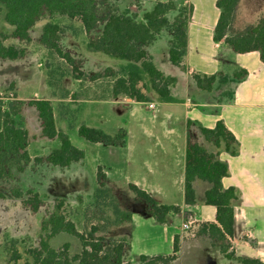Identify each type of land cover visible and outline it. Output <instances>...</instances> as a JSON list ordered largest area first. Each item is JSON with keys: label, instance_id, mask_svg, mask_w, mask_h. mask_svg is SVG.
Masks as SVG:
<instances>
[{"label": "crops", "instance_id": "0c3cea01", "mask_svg": "<svg viewBox=\"0 0 264 264\" xmlns=\"http://www.w3.org/2000/svg\"><path fill=\"white\" fill-rule=\"evenodd\" d=\"M180 1H188L193 7L181 64L175 65L169 59L172 32L168 28L161 30L146 46L154 65L168 80L173 97L172 101L158 102L162 118L141 121L134 110L143 102L125 93L115 95L112 89L111 94L108 90L93 91L96 96L85 100L91 119L93 115L96 117L97 123L92 127H106L113 115L121 118L127 113L132 116L116 124V132L119 129L125 132L124 142L118 146L112 163L118 179L113 184L121 187L114 189L108 185L109 188L129 191L128 185L135 184L160 204L179 207L178 211L166 214L165 222H159L143 201L129 195L119 196V206L131 212L132 220L112 228L117 230L116 235L129 238L130 244L123 251L125 261L139 262L142 254H169L178 235L180 250L171 264H243L227 258L209 237L196 234L201 222H216L217 209L204 202V193L210 184L199 179L193 183L196 202H185L186 148L190 134L228 164L229 174L223 178V185L235 187L238 193L232 237L236 255L264 262V61L259 51L236 52L224 40L214 39L220 15L217 0ZM240 3L241 0L233 32L244 29L236 25ZM89 56L116 70L120 68L122 73V67L128 64L126 60L102 52L91 51ZM242 70L247 74L241 79L235 78V72ZM193 74L216 75V79L209 88L206 82L199 84ZM117 76L120 74L116 73ZM219 120L238 141L235 155L224 146L215 147L199 132L200 126L214 128ZM104 172L108 182L109 171ZM189 216L193 227L187 231L184 223Z\"/></svg>", "mask_w": 264, "mask_h": 264}, {"label": "trees", "instance_id": "16d2710c", "mask_svg": "<svg viewBox=\"0 0 264 264\" xmlns=\"http://www.w3.org/2000/svg\"><path fill=\"white\" fill-rule=\"evenodd\" d=\"M240 0H217L216 5L220 9L218 22L214 30L216 41L224 40L236 52L259 51L264 61V14L255 25L248 26L242 31L233 32L232 27L236 18ZM0 6L4 7L5 21L14 27L13 35L18 39H28L32 27L43 17L53 14H61L69 18L79 19L86 32L97 28L101 18L97 12V0H0ZM176 8L172 1H157L151 10L146 11L143 20H137L126 13L112 12L103 20V26L99 34L88 41V47L92 51L102 52L109 56L126 60L128 64L122 67L125 77H119L114 84L113 93H125L136 101L149 100L148 95L138 87L143 80V71L149 74L151 87L164 101H172L168 80L154 65L146 46L150 45L159 35L161 30L168 28L172 32L169 41V59L179 65L183 61L187 47V25L190 14H184L180 9L174 20H170L168 13ZM59 26L55 23H47L43 28L42 42L49 47H57L55 31ZM22 55V51L14 45H5L0 40V58L16 59ZM246 70L237 71L234 77L243 78ZM195 80L206 84L211 88L216 75L200 76L193 74ZM32 105L38 110L42 135L49 139L58 138L60 145L51 150L46 157H36V163L47 162L54 166L67 167L73 162L85 157L84 150L73 144L70 136L56 127L53 108L49 100H34ZM16 112L0 103V178L10 175L12 166L19 171L25 170V165L32 159L28 153V132L14 118ZM201 136L215 147L224 148L232 155L237 154L238 141L235 135L226 127L222 120L217 121L214 128L200 126ZM78 134L93 143H103L109 146H119L124 142L125 132L121 129L116 134L106 133L104 130L86 124H81ZM101 170V171H100ZM229 174L228 164L219 159L218 153L210 152L198 141L188 135L186 148L185 168V202H196V190L193 185L196 179L205 181L210 187L204 193V202L214 205L217 209L216 222H201L196 234L209 237L220 251L229 259L238 260L243 264H264L254 257L238 256L232 243L234 234L235 204L238 193L235 187L225 188L223 178ZM98 187L95 191L97 203L111 206L114 214L113 220H107V224L118 225L131 221L132 214L122 209L115 203L108 187L105 184L106 174L99 168L97 175ZM131 192L138 200L143 201L149 212L159 221L165 222L166 214L178 211L175 205L160 204L150 193L139 188L135 184L128 185ZM15 196L23 198L25 206L37 211L43 204L38 193L28 190V196L22 197L19 191L13 192ZM1 196V193H0ZM111 203H101L103 200ZM53 211L44 226L48 228L47 239L60 232H66L79 238L82 250L71 255L68 252L69 243L56 249L49 246L47 239L42 241L41 248L36 250L34 261L25 264H171L180 250V237L175 236L173 251L166 255L147 256L140 255L139 262L125 261L123 251L129 246L130 241L126 235L107 241L105 237H95L97 227H92L88 234L82 233L70 220L65 211L64 198L55 197Z\"/></svg>", "mask_w": 264, "mask_h": 264}, {"label": "rangeland", "instance_id": "374dc122", "mask_svg": "<svg viewBox=\"0 0 264 264\" xmlns=\"http://www.w3.org/2000/svg\"><path fill=\"white\" fill-rule=\"evenodd\" d=\"M157 1L159 0H97V12L102 20L93 31L86 32L79 19L53 14L43 16L32 27L25 40L13 35L14 27L5 21L4 7L0 6V40L5 45H14L22 51V55L16 59L0 58V103L16 112L14 118L27 129V150L32 159L25 165V170L19 171L12 166L10 175L0 178V264H25L34 261V252L47 239L48 228L44 226V221L53 211L54 203L59 202L55 201V197L65 199L62 210L82 233L88 234L95 226L98 228L94 233L95 237L103 236L110 241L122 236L116 235L118 232L113 230L114 225L106 222L114 219L111 206H100L95 198L99 168L103 172L109 171L108 182L106 175L105 184L115 203L119 205V196L135 197L128 190L113 191L109 188L121 187L113 184L115 180L118 181L112 163L119 147L90 142L78 134V127L87 122L90 126L97 123L94 115L91 119V111L85 100L96 96L93 91L108 90L111 94L116 80L124 77L122 75L125 73L120 68L116 70L91 58L89 52L92 50L88 47V41L99 34L107 14L126 13L137 20H143L144 13L149 8L152 9ZM163 1H172L176 6L168 13L171 21L180 9L187 15L192 6L188 1ZM238 14L236 25L239 28L255 25L264 14V0H241ZM47 23L59 26L52 39H55L61 53L42 42L43 28ZM116 73L120 76L116 77ZM138 87L148 95L149 100L136 105L134 111L137 117L141 121L162 118L158 109V102L162 99L152 89L146 71H143V80ZM42 99L50 101L56 127L66 132L75 146L84 150L85 157L82 160L67 167L35 162L36 157H46L53 148L60 145L58 138L49 139L42 135L38 110L31 104L34 100ZM131 118L127 113H123L121 118L113 115L106 127L97 126L106 133L116 134L121 130L115 131L116 124L121 119ZM28 190L38 193L43 200L37 211L25 206L23 198L13 193L19 191L26 198ZM104 202L111 203L109 199H104L101 203ZM47 243L56 249L69 243L68 252L71 255L82 250L79 238L66 232L48 238Z\"/></svg>", "mask_w": 264, "mask_h": 264}, {"label": "built area", "instance_id": "2783aa9c", "mask_svg": "<svg viewBox=\"0 0 264 264\" xmlns=\"http://www.w3.org/2000/svg\"><path fill=\"white\" fill-rule=\"evenodd\" d=\"M193 227V220H192V217L189 216L187 218V221H185L184 223V229L187 230V231H190Z\"/></svg>", "mask_w": 264, "mask_h": 264}]
</instances>
